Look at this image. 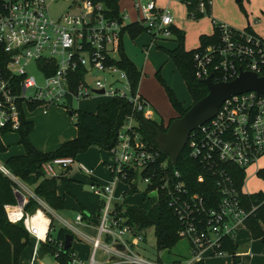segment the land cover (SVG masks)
<instances>
[{
    "label": "built area",
    "instance_id": "1",
    "mask_svg": "<svg viewBox=\"0 0 264 264\" xmlns=\"http://www.w3.org/2000/svg\"><path fill=\"white\" fill-rule=\"evenodd\" d=\"M76 7V11L54 17L49 15L45 0H2L0 7V49L8 56L9 73L6 76L0 69V131L15 132L21 115L27 118L31 111L30 105L36 104L46 114L50 106L62 101L68 104L70 98H89L99 90H103L100 95L124 98L131 106V114L118 129L116 144L104 164L109 181L102 183L92 177V168L74 157H58L41 165L48 178H58L72 167L92 177L89 188L100 196L96 218L83 210L72 219L59 216L0 163L2 173L15 184L16 203L4 205L6 217L11 223L22 222L33 239L29 264H37L44 256L61 264L64 240L58 241L53 252L39 254L40 245L56 240L51 232L57 222L56 233L64 228L73 240L91 247L87 259L77 257L72 249L68 264H193L207 256H229L220 250L222 239L234 240L237 228L244 225L254 208L247 211L242 206L227 167L245 170L264 157V95L255 91L234 94L222 102L213 117L190 132L184 146L187 157L210 173L216 189L214 197L208 198L191 193L179 171L169 172L167 160H159L162 151L143 140L136 116L152 120L149 104L138 87L133 90L126 71L112 62L119 58L127 15L111 18L102 2L92 0H78ZM199 7L203 10L205 4L200 2ZM134 9L136 21L151 35L152 43L171 37L173 16L169 7L157 8L154 0H140L134 2ZM212 23L219 29L218 37L194 53L195 76H211L214 82L232 80L241 70L263 76L264 36L214 19ZM99 72L103 77L95 76ZM64 109L72 110L68 106ZM138 179L147 187L154 186L151 190L157 194L162 190L168 195L169 206L181 225L178 235L187 241L190 258L177 254L181 258L164 263L137 251L136 244L144 241L146 228L129 222L126 211L131 207L117 200L129 194L131 187L136 188ZM197 180L202 182L204 176L198 175ZM120 182L128 184V189L117 193ZM29 198L37 204L32 212L25 210ZM97 252L101 259H96Z\"/></svg>",
    "mask_w": 264,
    "mask_h": 264
},
{
    "label": "trees",
    "instance_id": "2",
    "mask_svg": "<svg viewBox=\"0 0 264 264\" xmlns=\"http://www.w3.org/2000/svg\"><path fill=\"white\" fill-rule=\"evenodd\" d=\"M92 1L102 2L106 6V13L109 17H119L120 0ZM179 1L185 6L187 16L192 19H198L202 17L204 13L210 11L211 0ZM1 2L2 0H0V7ZM200 2L205 4L203 10L199 7ZM169 29L171 31V37H174L176 45L174 48L166 50V52L173 61L175 69L183 80L193 102H196L205 96L208 90L207 87L200 82V79L195 76L193 55L207 44L216 41L219 29L217 26H214L211 34H201L199 36V45L189 50L184 46V31L174 25H171ZM244 30L254 33L249 25H247ZM143 31H145V28L137 21L126 24L122 30L119 58L116 61H112L126 71L133 90L138 87L141 73L124 53L122 38L125 33L129 34L131 38H134ZM7 60L8 56L0 49V69L6 76L9 75L6 70ZM155 75L163 85L167 97L177 113L176 117L181 116L187 108L182 107L173 91L165 85L158 71ZM35 108L36 104L29 106L31 111ZM129 114H131V106L126 99L121 97L111 98L108 102L99 105L95 112L72 110L70 115L76 116L74 123L76 135L74 138L62 142L60 146L53 151H41L30 142L29 134L32 132L34 124L32 120L21 115L20 126L15 132L18 135L17 143L22 146L23 152L7 157L3 165L21 181L31 186L34 194L42 198L49 206L55 210H61L64 207L65 194L71 193L72 178H69L66 173L58 178H48L44 175L41 167L42 163L58 157L76 158L79 154L87 151L93 146L109 152L116 144L118 129ZM174 118L175 117L170 118L165 124L163 120H160L158 123L154 120L143 119L141 116H136L138 131L148 145L158 149L143 122H145L152 130L153 134L156 135L158 130L166 131ZM8 132L7 129L0 131V153L5 152L8 148L1 139L2 135ZM160 154L161 157L159 160H167L169 172L173 170L179 171L181 179L185 182L186 187L191 193L197 192L205 198L209 196L214 197L216 189L213 177L201 164L187 157L186 147L179 154L174 165L171 164L170 158L165 153L161 152ZM154 167L157 168V165ZM227 169L239 193L242 206L247 211L254 208L244 220V226L253 239H261L264 242V193H245L242 190L245 175L244 169L236 166H228ZM200 174L204 176L202 182H198L197 180V176ZM256 174L264 181V166L258 169ZM58 183L63 187V195H59L57 192ZM155 183L156 181L154 184ZM14 185V182L0 170V264H19L20 257L25 248L29 246L31 251L32 247L31 239L22 222L11 223L8 221L5 214L4 205L16 203V197L13 192ZM152 187L154 186H148L146 191H150ZM135 191L136 188H130V192ZM168 200V195L160 190L158 191L157 201L149 209L137 207L126 211L129 222L136 224L138 228L144 229L153 227L157 251L170 250L181 240L178 235L181 225L173 209L169 206ZM36 206V202L32 198H29L25 210L32 212ZM66 234H68L67 230L59 228L54 242H47L46 244L40 245V256L45 252L51 253L56 250L58 241L65 240ZM220 250L231 256L234 264L238 262V258L235 256L237 245L230 237L222 239ZM71 252V247L66 251L62 250L60 252L59 258L61 264H68ZM193 264H204V262L201 260Z\"/></svg>",
    "mask_w": 264,
    "mask_h": 264
},
{
    "label": "rangeland",
    "instance_id": "3",
    "mask_svg": "<svg viewBox=\"0 0 264 264\" xmlns=\"http://www.w3.org/2000/svg\"><path fill=\"white\" fill-rule=\"evenodd\" d=\"M135 1L140 0L120 1V5L129 7L130 15L127 13V18L125 19L126 24L133 22L134 17L135 20L138 18V16L134 15L137 14L134 9ZM154 1L157 8H163L167 4V0ZM45 2L49 15L54 17L68 10L76 11L78 0H45ZM212 2L220 11L221 18L218 17V19H216L218 22L237 29H244L247 26V22H249V26H251L250 29L254 33L256 31H254V29L258 28L261 35H264V15H262V8L260 7V5L264 3V0H242L240 3L235 0H212ZM170 8L176 25L185 32L184 41L186 46L188 48L197 47L199 45L198 35L212 30L213 24L209 16L212 13L208 11L198 19L189 18L184 5L179 0H173ZM122 43L124 53L135 64L137 70L142 73L138 87L149 104L152 120L159 123L161 118H163L166 124L171 117H176V111L171 105L163 85L155 75L157 71L165 85L173 91L183 108H188L193 103L183 80L175 69L173 61L166 52V50L172 49L176 45L173 36L170 38H158L152 43V37L146 31L139 33L134 38H131L129 34L125 33L122 38ZM148 45H150L149 49L145 50V46ZM143 65L144 68L142 71ZM33 74L36 75V73ZM95 76L101 78L103 74L99 72L96 73ZM110 99L111 97L100 94H92L89 98L80 100L70 98L68 104L62 101L59 105L50 106L46 114H42L41 108L37 107L35 110L26 114L27 118L32 120L34 124L33 130L29 134L30 142L37 149L42 151H53L57 149L62 142L72 139L76 135L74 126L76 116L70 115L69 111L83 110L95 112L99 105L108 102ZM64 106H68L72 110L66 111ZM1 139L8 148L5 152L0 153V163H4L9 156L21 154L23 152L22 146L17 143L18 135L16 132L5 133L2 135ZM109 156L110 154L108 151L97 147H90L87 151L79 154L76 159L89 167L92 165L94 168V175L105 178L101 181L104 183L110 180L109 175L108 178L104 177L105 172L103 169L105 168L103 160H108ZM263 166L264 157L244 170V192L264 193V181L256 174V168L260 169ZM72 174L76 177V181H72L71 193L65 194L64 207L61 210H56L57 214L72 219L75 213L82 210L79 205V203H81V205L90 211L94 218H96L97 202L100 196H96L93 191L90 190L87 175L76 173V170H73ZM27 186L32 189L31 186ZM135 186V192L125 194L124 198H120L117 201L123 206H135L149 209L158 199L157 192L155 190L146 191L147 185L140 179L137 180ZM122 189H128V184L120 182L117 186V192ZM57 191L59 195H63V187L60 183H58ZM59 225L60 224L57 222V225L54 227L57 229ZM56 229L51 232L53 237L56 235ZM143 233L144 241L136 244V249L142 256L154 261L160 258L164 263H171L174 257L181 258L180 256H182L185 259L191 257L185 239H181L170 250L157 251L153 227L146 228ZM31 243H33V239H31ZM73 248L76 251L77 257L83 259H87L91 249L89 244L77 240L74 241ZM101 257V253L97 252L96 259H101ZM29 259L30 247L27 246L20 257L19 264H29ZM37 264H55V261L51 256H44L39 259Z\"/></svg>",
    "mask_w": 264,
    "mask_h": 264
},
{
    "label": "water",
    "instance_id": "4",
    "mask_svg": "<svg viewBox=\"0 0 264 264\" xmlns=\"http://www.w3.org/2000/svg\"><path fill=\"white\" fill-rule=\"evenodd\" d=\"M200 82L207 87V94L193 102L181 116L175 117L166 131L158 130L154 135L147 124L143 122L153 142L170 158L172 165L176 163L179 154L184 149L190 132L213 117L225 99L247 91H255L264 95V75L259 76L250 71L241 70L238 76L229 81L214 82L211 76H208L200 79ZM97 93L102 94L103 90H99ZM71 242L72 236L66 234L64 251L71 246Z\"/></svg>",
    "mask_w": 264,
    "mask_h": 264
},
{
    "label": "crops",
    "instance_id": "5",
    "mask_svg": "<svg viewBox=\"0 0 264 264\" xmlns=\"http://www.w3.org/2000/svg\"><path fill=\"white\" fill-rule=\"evenodd\" d=\"M121 1V0H120ZM120 1H119V7H121L120 9V13H125L127 15V13L129 14V7L125 6V5H120ZM126 1V0H125ZM253 1V0H251ZM173 2V0H167V4L166 6L170 8V5L171 3ZM165 6V7H166ZM185 7V6H184ZM260 7L262 8V15H264V3H262L260 5ZM171 9V8H170ZM186 9V8H185ZM136 12V11H135ZM210 12L212 13L210 16V20H211V23H212V20H216L220 17V11L214 6L212 0L210 2ZM130 15V14H129ZM136 16H138L137 14H134ZM134 21L135 20V17L133 18ZM133 21V22H134ZM131 23V22H130ZM213 24V23H212ZM174 26H176L177 28L181 29L180 27H178L175 23V20L173 18V24ZM247 25H250L249 22H247ZM214 27V26H213ZM213 27H212V30L211 31H206V32H203V33H200L198 35V39H199V36L201 34H211L212 31H213ZM251 27V26H250ZM254 29V28H253ZM182 30V29H181ZM256 30V31H255ZM255 31V34L257 35H261V33L259 32L258 28H255L254 29ZM185 33V32H184ZM261 36H264V35H261ZM185 39V38H184ZM152 44V43H151ZM184 46L187 50L189 49H192V48H188L185 44V41H184ZM150 47V45L148 46H145V50H148ZM135 65V64H134ZM143 68H144V65L142 67V71H143ZM142 75V73H141ZM138 90H139V87H138ZM139 93L141 94L140 90H139ZM142 95V94H141ZM143 96V95H142ZM144 97V96H143ZM145 98V97H144ZM146 99V98H145ZM43 114V113H42ZM177 116V113L175 114ZM173 118V117H171ZM161 120H163L164 122V119L161 118ZM168 122V121H167ZM94 147V146H93ZM42 151V150H41ZM106 161V160H105ZM105 161L103 160V164H105ZM85 165V164H84ZM87 166V165H86ZM89 167V166H87ZM89 168H92L93 170V174H92V177L96 178L98 181H102L104 180L105 178H102L98 175H94V168L92 167V165L89 167ZM104 169V172H105V176L106 178H108V174L106 172V169ZM73 170H76V173H83L81 172L77 167H72L69 171V173H66L67 176L69 178H72V181H76L74 177V174H72V171ZM84 174V173H83ZM86 175V174H85ZM88 176V175H87ZM86 176V177H87ZM92 177L88 176V180H92ZM72 184V182H71ZM58 192V191H57ZM119 193V192H117ZM59 194V193H58ZM81 209L83 211H88L83 205H81V203H79ZM131 208H137L135 206H129ZM90 212V211H89ZM243 233V234H242ZM75 240H73L72 238V242H71V247L72 249L75 251V249L73 248V243H74ZM234 242L235 244L237 245V250H236V253H235V256L238 258V262L236 264H264V242L261 241V239H253L249 233V231L246 229V227L243 225V226H240L239 228H237L236 230V233H235V237H234ZM165 251V250H164ZM76 252V251H75ZM204 264H234L233 263V259L231 256H222V257H216V256H207L206 258H204Z\"/></svg>",
    "mask_w": 264,
    "mask_h": 264
},
{
    "label": "bare ground",
    "instance_id": "6",
    "mask_svg": "<svg viewBox=\"0 0 264 264\" xmlns=\"http://www.w3.org/2000/svg\"><path fill=\"white\" fill-rule=\"evenodd\" d=\"M45 221V220H44Z\"/></svg>",
    "mask_w": 264,
    "mask_h": 264
}]
</instances>
